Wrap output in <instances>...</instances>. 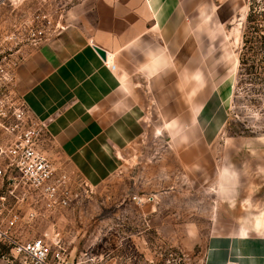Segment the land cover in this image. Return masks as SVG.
I'll return each mask as SVG.
<instances>
[{
  "label": "rangeland",
  "instance_id": "rangeland-1",
  "mask_svg": "<svg viewBox=\"0 0 264 264\" xmlns=\"http://www.w3.org/2000/svg\"><path fill=\"white\" fill-rule=\"evenodd\" d=\"M82 1L25 0L0 7V40L15 46L20 59L29 53L26 47L18 53L17 45L27 36L28 18L48 16L57 34L72 22L70 12ZM216 3L220 33L203 44L228 117L207 152L209 163L198 170L186 166L172 148L148 101L144 132L119 151V161L107 148L88 155L93 157L86 176L98 167L96 182L90 181L78 168L82 157L62 158L16 100L23 127L40 131L41 148L57 174L67 176L73 194L70 208L56 213L48 226L40 220L32 233L61 234L69 264H219L230 256L238 235L245 230L258 234L257 221L264 218V0ZM227 53L236 58L235 73ZM17 123L15 117H0L3 149L18 135L4 128Z\"/></svg>",
  "mask_w": 264,
  "mask_h": 264
},
{
  "label": "crops",
  "instance_id": "crops-1",
  "mask_svg": "<svg viewBox=\"0 0 264 264\" xmlns=\"http://www.w3.org/2000/svg\"><path fill=\"white\" fill-rule=\"evenodd\" d=\"M216 1L84 0L70 12V24L20 60L16 96L62 158L82 157L84 177L91 152L107 148L119 161L120 152L139 138L148 101L172 148L198 170L209 163L207 152L228 117L203 44L220 33ZM96 47L107 53L105 60ZM226 58L235 73L236 58ZM91 170L86 177L96 182L98 167ZM257 222L258 234L238 235L219 264H264V218Z\"/></svg>",
  "mask_w": 264,
  "mask_h": 264
},
{
  "label": "built area",
  "instance_id": "built-area-1",
  "mask_svg": "<svg viewBox=\"0 0 264 264\" xmlns=\"http://www.w3.org/2000/svg\"><path fill=\"white\" fill-rule=\"evenodd\" d=\"M22 1L25 0H0V7ZM24 29L26 40L33 48L54 35L48 16L41 14L28 18ZM3 41L0 40V117H15L18 123L4 130L18 132V135L7 149L0 147V261L69 264L61 234L46 231L34 237L32 233L40 220L48 226L56 213L70 208L73 194L67 176L57 174L53 162L41 148L40 131L23 127V113L15 107L18 99L15 69L23 57L16 59L15 46ZM106 64L112 71L116 69L109 56Z\"/></svg>",
  "mask_w": 264,
  "mask_h": 264
},
{
  "label": "flooded vegetation",
  "instance_id": "flooded-vegetation-1",
  "mask_svg": "<svg viewBox=\"0 0 264 264\" xmlns=\"http://www.w3.org/2000/svg\"><path fill=\"white\" fill-rule=\"evenodd\" d=\"M21 34V33H20ZM22 37V36H21ZM53 37V35L52 36H50L49 38H48V40L47 41H49L51 38ZM20 40V39H19ZM17 45H18V49H19V52L18 53H20L21 51H22V49L23 48H28L29 50V52H32V51H34V50H36L37 48H33L31 45H29L28 44V42H27V40H26V35L24 36V38H23V40H20V42L19 43H17Z\"/></svg>",
  "mask_w": 264,
  "mask_h": 264
},
{
  "label": "water",
  "instance_id": "water-1",
  "mask_svg": "<svg viewBox=\"0 0 264 264\" xmlns=\"http://www.w3.org/2000/svg\"><path fill=\"white\" fill-rule=\"evenodd\" d=\"M95 50L97 51V53L100 55V57L103 60H105L107 58V53L103 49L96 47Z\"/></svg>",
  "mask_w": 264,
  "mask_h": 264
},
{
  "label": "bare ground",
  "instance_id": "bare-ground-1",
  "mask_svg": "<svg viewBox=\"0 0 264 264\" xmlns=\"http://www.w3.org/2000/svg\"><path fill=\"white\" fill-rule=\"evenodd\" d=\"M109 57H110V56H109ZM112 59H113V58H112ZM109 60L112 61L111 58H110Z\"/></svg>",
  "mask_w": 264,
  "mask_h": 264
}]
</instances>
